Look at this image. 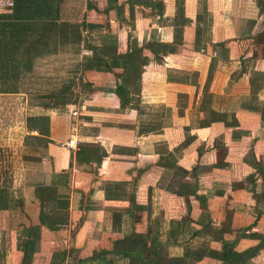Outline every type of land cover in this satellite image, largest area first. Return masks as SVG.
<instances>
[{
	"label": "crops",
	"instance_id": "obj_1",
	"mask_svg": "<svg viewBox=\"0 0 264 264\" xmlns=\"http://www.w3.org/2000/svg\"><path fill=\"white\" fill-rule=\"evenodd\" d=\"M93 1L64 0L59 28L83 21L86 30L87 17L100 15ZM106 2L113 25L127 34L117 52L139 49L146 60L133 92L136 105L117 114L99 111L123 108L109 97L127 72L122 66L83 70L81 81L91 92L73 109L76 115L68 103L66 112H49L35 103L33 90L0 89V153L20 163L12 184L0 186L14 194L3 200L8 205L1 207L9 209L1 219L11 222L22 201L21 226L39 236L31 239L29 264H221L224 241L233 251L225 264H264V0ZM83 30L76 41L34 59L30 71L15 54L21 66L9 76L31 75L38 67L45 75L72 74L82 66ZM149 44L152 49H144ZM206 77L213 88L201 82ZM171 78L185 80L189 93L209 90L213 101L195 129L169 120L174 124L167 121L163 131L141 134L140 96L157 91L165 99L172 87H182ZM87 121L93 130L85 128ZM44 190L41 204L37 195ZM115 241L150 258L116 255ZM103 250L107 254H99Z\"/></svg>",
	"mask_w": 264,
	"mask_h": 264
},
{
	"label": "rangeland",
	"instance_id": "obj_2",
	"mask_svg": "<svg viewBox=\"0 0 264 264\" xmlns=\"http://www.w3.org/2000/svg\"><path fill=\"white\" fill-rule=\"evenodd\" d=\"M106 0H95L92 2L91 8L95 10V12H100V15H98L97 18L88 16V21L86 30H83L82 32V40L81 44L84 46L83 51L81 54V68H78L72 74H63L62 76L54 75L53 72L49 73L46 72L47 75L42 74L43 72L40 67L34 68L33 73L31 75L19 77L18 80L14 85H11L12 88H15L16 86H19L20 88H27L30 90H33V93L31 94V97L35 100V103H40L43 106L47 107L49 112H56V113H62L66 112L65 110V104H70V108L72 109L71 113L75 112L73 109H77L80 105L84 103L83 98L84 96H90L89 92L90 90H86L84 88L85 85L81 80L82 76L81 73H83V70H87L85 68V64L87 63L91 57L93 56V50L97 47H120V49H125L123 47V42H121L122 37H127V34L124 35V31L120 30L121 28L113 25L115 19L109 18V15H107V7L109 4H106ZM78 6V4H76ZM90 7L88 10L91 9ZM90 12V11H89ZM105 12V13H102ZM122 22V21H121ZM120 22V23H121ZM74 24V23H73ZM72 27V26H71ZM75 25L73 26V28ZM126 31V30H125ZM123 33V35L121 34ZM129 43V41H128ZM133 45H136L137 42L134 39L132 41ZM90 45V47L88 46ZM95 46V47H94ZM97 46V47H96ZM137 46V45H136ZM129 47V45L127 46ZM139 47V46H137ZM144 47V46H141ZM140 47V48H141ZM152 45L149 44L145 46L144 49L150 50L152 49ZM155 48V47H154ZM129 49V48H128ZM100 50V49H99ZM134 50H131L132 52ZM137 53V51H136ZM146 52H144L145 54ZM101 55V54H100ZM138 57H141L140 52L136 54ZM104 57H107V55H103ZM62 62L64 63L65 67L68 69L67 64H71L73 67L72 62H67L65 60V57H61ZM39 65H35L37 67ZM79 66V67H80ZM142 68V67H141ZM51 69V68H49ZM92 70L93 68H88V70ZM97 70V68H94ZM98 70H105V69H98ZM138 69H137V72ZM183 74V73H182ZM74 75V76H73ZM137 75V74H136ZM132 77V86H128L126 89V95L127 92L130 93L128 96H118L116 93V84L109 83L107 85L114 86V92L116 95L109 94V97H112L115 101L119 100V103L123 108H117L113 107H107L102 106V108L99 111L102 112H111V113H120L121 111L127 112L129 107H133L136 105V96L133 94V92H136L137 86V80L138 78ZM86 78V77H85ZM86 80H88L86 78ZM169 81H173L174 84H182V87H178L177 89L175 87H172L170 89L171 93L170 95H165L164 98H160V93L157 91H151L149 93H144L140 97L139 100V110L137 108L135 109L137 113V117L139 114V119L141 120V123L139 124V127L137 126L138 132L141 134H152L157 133V131H163L166 128V123L169 120H173L178 124L179 128H186L183 126V123L188 125L190 129H195L198 126V123L200 124V114L202 112V108L207 106L208 103H211L213 101L214 94H211L209 90H204L207 92H204L202 89V92H194L189 93L190 91H187L188 88L185 87V80L182 81V78L180 79H174L171 78ZM206 81V82H205ZM202 83H206L208 87H214V83L211 79L208 77L201 79ZM212 82V86H210ZM195 89L197 88L196 85H194ZM199 89V88H198ZM201 90V88H200ZM79 91H84L83 94L79 93ZM103 92V91H102ZM157 93V94H155ZM107 97L106 99L109 100L111 98ZM121 99L123 101H121ZM113 100V101H114ZM123 103V104H122ZM167 104L174 105V109L171 107L165 108ZM87 105V104H86ZM119 105V104H118ZM91 106V105H90ZM91 110H93V107H90ZM123 109V110H121ZM113 111V112H112ZM73 115V114H72ZM76 115V114H75ZM83 117V114H82ZM133 118V117H131ZM191 121V123L189 122ZM88 122V123H87ZM85 128H87L88 131H91L94 129V126L92 125L91 121H87ZM174 122H168L169 124H174ZM82 123V122H81ZM90 123V124H89ZM11 153L6 151H1L0 156L2 157V168L3 174L0 175V186L8 187L9 183L12 184V181L14 179L15 172L20 166V163L17 159L11 158ZM13 167V168H12ZM13 169V170H12ZM11 170L12 173H9ZM10 187V186H9ZM5 191V192H1ZM14 195L12 192L13 190H0L1 192V203L0 207H6L8 205L7 202H4L3 200L7 198L9 201L11 197L9 198V194ZM8 196V197H7ZM7 201V200H6ZM18 204L20 203V199L17 200ZM22 203V201H21ZM20 203L21 211L19 213H16V216L12 218V221L10 220H4L1 219L2 212L6 211L7 208H0V264H4L7 260V264H17L18 263V255H23V251L26 248L27 241L30 239L29 231H26L24 227L21 226L23 220L21 217L24 215L23 212V204ZM17 220V221H16ZM13 224V229L10 228V226ZM32 259V254L29 262ZM10 262V263H9ZM21 264V263H20Z\"/></svg>",
	"mask_w": 264,
	"mask_h": 264
},
{
	"label": "trees",
	"instance_id": "obj_3",
	"mask_svg": "<svg viewBox=\"0 0 264 264\" xmlns=\"http://www.w3.org/2000/svg\"><path fill=\"white\" fill-rule=\"evenodd\" d=\"M14 5L11 8L2 9L0 11V68L3 73L0 74V89L8 90L18 80V76H9L10 70L21 66L19 59H15V54L23 55L22 66L27 71L31 70L34 59L45 55H50L68 42H74L80 37V32L85 28L82 21L81 24H75V28H59L60 9L64 0H13ZM89 3V2H88ZM83 20V19H82ZM60 43V46H59ZM139 49L137 50V53ZM136 51L130 53H118L116 47H109L106 50H93V56L85 64V68L105 69L111 71L112 68L122 66L127 70L119 77L116 85V93L118 96L126 94L128 86H132V77L139 78V68L143 66L146 60L140 59ZM101 54V55H100ZM14 55V56H13ZM103 55H107L104 57ZM128 93V92H127ZM129 99V98H128ZM124 100V99H123ZM121 99V101H123ZM123 104V103H122ZM94 149V148H93ZM101 156L98 157L100 161ZM48 195L47 190L40 192L37 197L41 204ZM204 206V203L201 201ZM39 220L41 224H46L44 211H41ZM38 235H30L26 248L23 251L21 264H29L31 254H33L32 238ZM39 238V236L37 237ZM31 240V241H30ZM36 240V239H35ZM120 241H115L111 250L116 255H123L136 260L147 262L150 258L149 254L140 253L130 249H121ZM122 243V242H121ZM120 243V245H121ZM223 253L221 255L222 263L227 261L228 255L233 254L229 243L223 242ZM259 246L250 249L238 257H244L250 251H256ZM99 254L105 255L107 251H100ZM98 258V257H97Z\"/></svg>",
	"mask_w": 264,
	"mask_h": 264
},
{
	"label": "built area",
	"instance_id": "obj_4",
	"mask_svg": "<svg viewBox=\"0 0 264 264\" xmlns=\"http://www.w3.org/2000/svg\"><path fill=\"white\" fill-rule=\"evenodd\" d=\"M14 5L13 0H0V8L6 9V8H11ZM76 112H73V115H75ZM71 141H69V144H71Z\"/></svg>",
	"mask_w": 264,
	"mask_h": 264
}]
</instances>
